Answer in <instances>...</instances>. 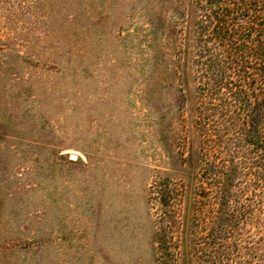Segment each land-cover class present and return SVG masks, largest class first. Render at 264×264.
I'll use <instances>...</instances> for the list:
<instances>
[{
  "label": "rangeland",
  "instance_id": "1",
  "mask_svg": "<svg viewBox=\"0 0 264 264\" xmlns=\"http://www.w3.org/2000/svg\"><path fill=\"white\" fill-rule=\"evenodd\" d=\"M191 8L0 0V264H264L252 175L208 218L193 84L173 76Z\"/></svg>",
  "mask_w": 264,
  "mask_h": 264
},
{
  "label": "trees",
  "instance_id": "2",
  "mask_svg": "<svg viewBox=\"0 0 264 264\" xmlns=\"http://www.w3.org/2000/svg\"><path fill=\"white\" fill-rule=\"evenodd\" d=\"M189 20L190 62L186 49L173 76L193 84L202 137L194 154L211 184L204 193L216 204L213 225L229 219L224 213L248 187L246 173L264 195V0H195ZM183 192L176 184L162 203L180 201Z\"/></svg>",
  "mask_w": 264,
  "mask_h": 264
},
{
  "label": "water",
  "instance_id": "3",
  "mask_svg": "<svg viewBox=\"0 0 264 264\" xmlns=\"http://www.w3.org/2000/svg\"><path fill=\"white\" fill-rule=\"evenodd\" d=\"M68 157H69V159H72V160L77 158V156L73 153L68 154Z\"/></svg>",
  "mask_w": 264,
  "mask_h": 264
}]
</instances>
